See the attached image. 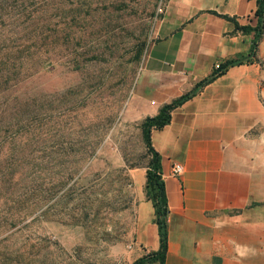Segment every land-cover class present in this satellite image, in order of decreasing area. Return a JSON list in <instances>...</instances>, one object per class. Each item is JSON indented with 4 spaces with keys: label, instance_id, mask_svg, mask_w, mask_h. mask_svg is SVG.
Listing matches in <instances>:
<instances>
[{
    "label": "rangeland",
    "instance_id": "rangeland-1",
    "mask_svg": "<svg viewBox=\"0 0 264 264\" xmlns=\"http://www.w3.org/2000/svg\"><path fill=\"white\" fill-rule=\"evenodd\" d=\"M168 1L0 0V160L19 196L2 263L135 262L134 172L151 157L129 102Z\"/></svg>",
    "mask_w": 264,
    "mask_h": 264
},
{
    "label": "crops",
    "instance_id": "crops-1",
    "mask_svg": "<svg viewBox=\"0 0 264 264\" xmlns=\"http://www.w3.org/2000/svg\"><path fill=\"white\" fill-rule=\"evenodd\" d=\"M257 8V0H169L156 24L129 102L141 123L216 64L243 60L152 132L170 211L165 264H264V36L252 54L254 33L236 28L256 26ZM147 173L134 172L135 261L161 246Z\"/></svg>",
    "mask_w": 264,
    "mask_h": 264
},
{
    "label": "trees",
    "instance_id": "trees-1",
    "mask_svg": "<svg viewBox=\"0 0 264 264\" xmlns=\"http://www.w3.org/2000/svg\"><path fill=\"white\" fill-rule=\"evenodd\" d=\"M257 4L258 8L256 11V17L258 19V23L256 26H239L238 24H236V28L238 30H242L245 33H254L255 37L252 47V54L256 53V50L264 36V0H257ZM242 63V59H234L227 61L223 64L222 69L220 71H214V73L210 77L197 83L195 88L191 92L183 95L179 99L175 100L173 103L164 106L157 116L148 117L142 123V134L144 143L148 154L151 157L148 164L147 173V195L148 198L152 201L155 209L156 222L159 228L161 246L158 252L141 257L132 264H150L156 261H160L161 264H165V259L168 252V215L170 211L166 192V184L162 176V157L153 146L152 132L154 130H163L166 126L171 123L172 112L175 109L196 97L202 89H204L206 86L213 83L216 79L224 75L230 67L240 65ZM7 71H10L8 69L7 64L2 62V64H0V88L3 85L8 84V81L11 79L10 75H6ZM16 71L17 69H15L13 72ZM21 73H16V75H20ZM22 119L23 121H25L24 117ZM25 123H28L27 119ZM16 126H19V131H17V133L20 134L23 131L26 132L27 126L23 124V122L22 124H17ZM11 130L12 126L8 124L6 134H9ZM14 165L15 163L12 161V158L6 162L0 160V198H6V200H4V203L0 200V214H2L5 210V216H8V214L11 212V205H17V202H14L10 205L8 198L19 197L16 193V190L12 189V187H10V190L7 188L8 182L12 183L13 179L17 174V171L14 170ZM2 261L3 260L0 261V264H7L6 262L2 263Z\"/></svg>",
    "mask_w": 264,
    "mask_h": 264
},
{
    "label": "built area",
    "instance_id": "built-area-1",
    "mask_svg": "<svg viewBox=\"0 0 264 264\" xmlns=\"http://www.w3.org/2000/svg\"><path fill=\"white\" fill-rule=\"evenodd\" d=\"M222 66L223 64L222 63H218L215 65L214 67V70L215 71H220L222 69ZM183 171H184V167L182 164L180 163H176L174 166H173V169H172V174L176 177L178 176H181L183 174Z\"/></svg>",
    "mask_w": 264,
    "mask_h": 264
}]
</instances>
